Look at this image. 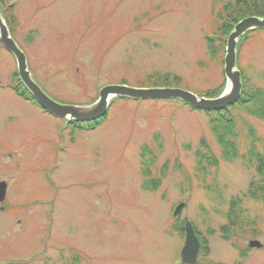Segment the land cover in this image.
I'll list each match as a JSON object with an SVG mask.
<instances>
[{"label": "rangeland", "instance_id": "obj_1", "mask_svg": "<svg viewBox=\"0 0 264 264\" xmlns=\"http://www.w3.org/2000/svg\"><path fill=\"white\" fill-rule=\"evenodd\" d=\"M6 1L33 78L64 104H90L106 86L168 84L208 97L225 82L226 50L213 56L207 38L237 0ZM238 56L250 85L264 91V29ZM15 72L0 45V177L9 182L0 264H176L184 244L172 229L186 220L208 243L207 264H264V201L249 196L250 182L264 187V178L244 159L248 126L264 139V120L239 112L233 161L222 159L205 113L178 101L118 99L95 131H62V119L10 88ZM167 76L169 83L149 81ZM202 140L216 162L208 171L197 156ZM146 181L160 185L148 191ZM234 198L250 222L235 238L240 250L219 232ZM250 241L263 247L243 258ZM52 251L57 258L47 261Z\"/></svg>", "mask_w": 264, "mask_h": 264}, {"label": "trees", "instance_id": "obj_2", "mask_svg": "<svg viewBox=\"0 0 264 264\" xmlns=\"http://www.w3.org/2000/svg\"><path fill=\"white\" fill-rule=\"evenodd\" d=\"M0 5L2 6L1 10L3 16L6 20L7 26L10 29L11 35L14 37V33L16 32L17 27V18L15 14V5L8 3L6 0H0ZM248 17H264V0H237L234 5L228 4L224 9V14L219 17V25L216 26L215 32L212 37L207 38V44L213 56L217 54L216 48H220L219 51L223 49L225 51L227 40L229 35L231 34L233 28L242 20ZM261 31V30H260ZM255 32V31H253ZM246 34L243 38L240 39L238 44V53L240 51V47L246 41L249 40V36L251 33ZM216 38L219 39L220 44L216 45ZM16 40V39H15ZM218 41V42H219ZM214 44V45H213ZM1 45V44H0ZM22 48V47H21ZM216 51V53H215ZM239 61V56H237ZM14 77L15 82L11 85V89L23 99L30 101L34 104H37L31 94L24 87L22 82L19 79L18 73L15 72ZM150 82H159V83H169L172 81L171 77H153L149 79ZM242 83L243 90L242 96L240 100L232 107L228 108L225 111L220 112H204L205 115L209 118L211 133L214 135L215 140L221 150L223 151L221 157L224 161H233L235 158L239 157V133H238V122H239V112L244 114H248L249 116L259 118L264 120V91L260 88H257L253 85H250L246 76L242 73ZM161 87H167L168 84H161ZM225 87V82L221 86L219 90L214 92H209L208 97L206 98H217L221 95ZM128 100L125 98H116V100ZM96 99H94L95 101ZM114 103V102H113ZM182 106H186L181 103ZM190 109V108H189ZM247 112V113H246ZM247 115V116H248ZM108 115L105 117L91 121V122H73L74 131H95L99 127L103 125ZM246 138L249 140L251 148L249 147V151L244 155V159L247 160L248 168L254 167L256 164V173L259 177L264 178V139L259 137L256 134V131L248 126V131ZM202 150H199L197 154L200 165L203 166L200 168L201 171L210 170L212 167L216 165V162L213 161V152L211 151L209 145H207L205 140L201 142ZM260 148L262 151H260ZM148 157V152L142 151V158L146 159ZM209 167V168H208ZM149 177L150 173L148 170L145 171ZM145 173V175H146ZM259 183V184H258ZM262 182H256L252 180L249 185V196L255 201L263 200L264 201V187H261ZM264 184V181H263ZM145 189L148 191L155 192L157 187L160 185V182L154 184V182L146 181L143 184ZM263 186V185H262ZM150 189V190H149ZM241 200L234 198L230 202L229 211L226 215L227 224L219 230L221 232V237L226 242L230 243V245L236 250H240L239 245L237 244L236 237L238 234V230L241 232H246L249 228V220L248 217H244V211L241 208ZM179 217L175 220L177 221ZM187 221V220H186ZM181 223L179 232L182 236H185V222ZM197 233V232H196ZM200 239V238H199ZM201 242V260L198 262L199 264H207L206 258L210 254V249L208 243L204 238L200 239ZM248 246L242 251V256L246 255L245 253L250 252ZM203 259V261H202ZM210 264V262H208ZM212 264V262H211Z\"/></svg>", "mask_w": 264, "mask_h": 264}, {"label": "water", "instance_id": "obj_3", "mask_svg": "<svg viewBox=\"0 0 264 264\" xmlns=\"http://www.w3.org/2000/svg\"><path fill=\"white\" fill-rule=\"evenodd\" d=\"M263 29L264 17L245 18L233 28L227 40L224 59V72L227 84L224 92L218 98H202L190 92L171 88L135 89L128 86H106L100 90L99 98L96 102L90 105H69L55 101L35 81L28 68L27 57L18 43L12 38L7 23L0 10V43L2 47L15 58L20 81L43 110L58 119L66 121L64 128H66L71 122H91L105 117L113 100L116 98H125L135 101H179L196 111H225L231 106H234L240 100L242 95L243 84L241 73L237 68L239 41L246 34ZM6 188V183H0V202H3L5 199ZM184 207L185 204H180L174 212V217H176ZM185 230L186 239L185 245L181 251V263L197 264L201 244L190 222L186 223ZM248 246L251 249H261L263 247L258 241H250Z\"/></svg>", "mask_w": 264, "mask_h": 264}, {"label": "flooded vegetation", "instance_id": "obj_4", "mask_svg": "<svg viewBox=\"0 0 264 264\" xmlns=\"http://www.w3.org/2000/svg\"><path fill=\"white\" fill-rule=\"evenodd\" d=\"M0 8H2V6L0 5ZM64 124H66L65 122H64ZM74 129V126L72 125V122L66 127V128H62V131L63 130H67V129ZM6 183V186H7V188H6V195H5V199H4V201L3 202H0V211H6L7 210V208L6 207H4V205H5V203H6V201L8 200V193H9V182H8V180L7 179H5L4 177H0V183ZM11 207V206H10ZM11 210H13L12 208H10ZM179 228H180V226L179 225H177V224H174L173 225V232L175 233H180L179 232ZM182 237V236H181ZM45 255H46V260L47 261H53V260H56V258H57V256L53 253V251H52V253H45ZM176 264H181V256H180V253H179V255H178V258H176Z\"/></svg>", "mask_w": 264, "mask_h": 264}]
</instances>
